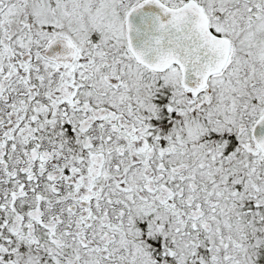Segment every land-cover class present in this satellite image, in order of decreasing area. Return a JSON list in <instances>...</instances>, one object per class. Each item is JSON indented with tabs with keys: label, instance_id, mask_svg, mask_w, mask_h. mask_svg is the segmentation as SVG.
I'll return each instance as SVG.
<instances>
[{
	"label": "snow or ice",
	"instance_id": "6c2138e0",
	"mask_svg": "<svg viewBox=\"0 0 264 264\" xmlns=\"http://www.w3.org/2000/svg\"><path fill=\"white\" fill-rule=\"evenodd\" d=\"M0 264H264V0H0Z\"/></svg>",
	"mask_w": 264,
	"mask_h": 264
}]
</instances>
